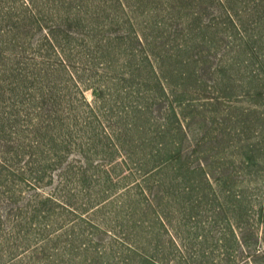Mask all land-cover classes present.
Instances as JSON below:
<instances>
[{"label": "rangeland", "instance_id": "obj_1", "mask_svg": "<svg viewBox=\"0 0 264 264\" xmlns=\"http://www.w3.org/2000/svg\"><path fill=\"white\" fill-rule=\"evenodd\" d=\"M0 264H264V0H0Z\"/></svg>", "mask_w": 264, "mask_h": 264}]
</instances>
